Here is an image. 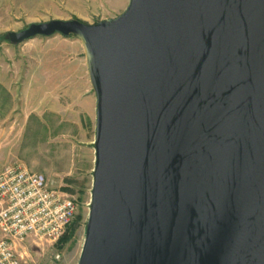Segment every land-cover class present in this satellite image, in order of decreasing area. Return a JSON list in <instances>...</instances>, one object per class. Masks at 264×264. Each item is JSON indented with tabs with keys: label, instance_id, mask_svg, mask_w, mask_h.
<instances>
[{
	"label": "water",
	"instance_id": "water-1",
	"mask_svg": "<svg viewBox=\"0 0 264 264\" xmlns=\"http://www.w3.org/2000/svg\"><path fill=\"white\" fill-rule=\"evenodd\" d=\"M81 41L96 96L78 264H264V0H129Z\"/></svg>",
	"mask_w": 264,
	"mask_h": 264
},
{
	"label": "rangeland",
	"instance_id": "rangeland-1",
	"mask_svg": "<svg viewBox=\"0 0 264 264\" xmlns=\"http://www.w3.org/2000/svg\"><path fill=\"white\" fill-rule=\"evenodd\" d=\"M128 3L0 0V170L20 163L77 204L75 234L62 248L44 251L29 242L31 258L39 264L56 254L61 255L59 264L79 262L95 165L96 96L81 41L54 35L14 45L8 34L52 20L95 24L117 18Z\"/></svg>",
	"mask_w": 264,
	"mask_h": 264
},
{
	"label": "built area",
	"instance_id": "built-area-1",
	"mask_svg": "<svg viewBox=\"0 0 264 264\" xmlns=\"http://www.w3.org/2000/svg\"><path fill=\"white\" fill-rule=\"evenodd\" d=\"M77 214L74 198L42 174L11 163L0 170V264H39L28 244L56 251ZM55 255V254H54ZM60 254L45 264H59Z\"/></svg>",
	"mask_w": 264,
	"mask_h": 264
},
{
	"label": "trees",
	"instance_id": "trees-1",
	"mask_svg": "<svg viewBox=\"0 0 264 264\" xmlns=\"http://www.w3.org/2000/svg\"><path fill=\"white\" fill-rule=\"evenodd\" d=\"M76 225L77 223L73 221L72 224L69 226L66 234L63 236V238L58 243L59 248H62L66 243H68L72 239L76 231Z\"/></svg>",
	"mask_w": 264,
	"mask_h": 264
},
{
	"label": "crops",
	"instance_id": "crops-1",
	"mask_svg": "<svg viewBox=\"0 0 264 264\" xmlns=\"http://www.w3.org/2000/svg\"><path fill=\"white\" fill-rule=\"evenodd\" d=\"M129 4V3H128ZM29 41V40H28ZM25 43V42H24ZM0 84H3V79L0 77ZM88 92L85 93V97L87 96ZM83 96V95H82ZM94 111H95V115H96V105L94 106Z\"/></svg>",
	"mask_w": 264,
	"mask_h": 264
}]
</instances>
